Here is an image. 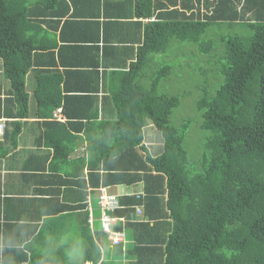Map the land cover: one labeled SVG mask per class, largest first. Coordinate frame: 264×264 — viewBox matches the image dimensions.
I'll list each match as a JSON object with an SVG mask.
<instances>
[{
	"label": "trees",
	"instance_id": "obj_1",
	"mask_svg": "<svg viewBox=\"0 0 264 264\" xmlns=\"http://www.w3.org/2000/svg\"><path fill=\"white\" fill-rule=\"evenodd\" d=\"M201 1L134 0L125 7V16L131 23V19H138L132 27L142 31V38L122 48L104 43L103 52L117 51L115 60L120 63L111 64L96 48L94 63L76 69L83 75L69 88L68 83L76 79L75 71L60 67L64 55L56 59L55 52L65 49L74 57L78 48H88L73 44L78 37L66 32L73 21L66 20L57 35L55 20L40 7L48 1L0 0V59L17 103V112L7 114L11 121L2 124L0 139L5 142H0V158L15 147L25 124L19 121L28 116V74L33 79V97L40 104L49 99L57 107L64 98L60 86L77 90L81 95L75 99H82L87 107L77 109L72 118L84 117L86 126L96 125L104 131L102 137L107 135L106 146L97 152L95 161L104 165L102 180L99 182V174L93 172L91 181L96 180L95 187L143 181V200L135 196L119 199L124 209H116L115 214L131 219L133 206L141 202L153 223L128 224L124 230L129 243L113 246L112 253L106 234L101 227L90 228L87 215L83 228H74V239H67L70 228H39L34 233L37 241L48 243V238H53L69 249L82 244L79 258L60 264H264V0H204V10L199 9ZM245 10L254 17L246 16ZM142 19L149 22H140ZM90 22L100 24L97 15ZM142 25L143 30L139 29ZM108 68L111 71L106 72ZM177 68L182 73L178 95L165 86L159 89ZM101 69L103 77L108 74L113 101L107 112L112 114L111 120L102 121L92 96L98 90ZM147 77L148 85L144 83ZM189 79L198 90L194 92L198 94L194 116L175 126L171 115L182 96L190 97L192 92L179 85ZM47 86L52 89L47 90ZM49 115L48 110L44 117ZM194 120L195 138L185 140ZM38 123L45 130V144L55 149L57 158L61 147L57 132L66 125L55 126L47 120ZM148 124L160 132L164 150L159 157L147 156L152 168L134 153ZM200 140V155L186 150L185 142L191 147ZM130 156L134 160L128 161ZM47 159L48 155L45 162ZM118 169L143 171L145 175L114 171ZM60 201L57 195L43 200L49 209L45 212L54 216L55 222H62L65 213L73 210ZM26 249L29 255L24 250H9L10 264L59 261V256ZM36 256L45 257L36 263Z\"/></svg>",
	"mask_w": 264,
	"mask_h": 264
},
{
	"label": "crops",
	"instance_id": "obj_2",
	"mask_svg": "<svg viewBox=\"0 0 264 264\" xmlns=\"http://www.w3.org/2000/svg\"><path fill=\"white\" fill-rule=\"evenodd\" d=\"M44 1L48 2L46 4L40 3V7L46 12L50 20H55L52 23L57 26L56 34L58 35L59 29L62 30V24L66 20L73 21L66 27L67 33L78 37L73 44L79 47L83 46V44L88 46L85 49L78 48L74 57L65 49H59V52H57L58 49L56 50V59L60 54L64 55L63 61H60L58 65L65 70L75 71L76 69L86 68L85 66H91L96 60V48L100 57L106 55V60L114 64L116 62L115 55L118 52L115 50L111 52L110 49H107L108 52L105 54L102 49L105 42L122 48L128 44L127 42L142 38V31L138 32L132 27V23L138 19H131L133 21L131 23L126 20L127 16H125V7L129 4L133 5L134 0ZM175 1L178 4V0ZM51 3L54 7L50 6ZM245 12L246 15L251 14L254 17L250 10H245ZM96 15L100 23L98 25L99 28L90 22ZM84 19L86 21H83ZM140 22L148 23L149 19H142ZM139 29L143 30V25ZM91 31L93 32L91 33ZM120 35H123V37ZM97 37L98 40H96ZM56 38L58 41L60 40L59 36H56ZM120 62L118 59L116 63ZM105 70L106 72L111 71L110 68ZM101 71L102 69L99 75L98 90L92 94L94 108L98 110V120L100 121L111 120L112 114L107 112L109 107L111 109L113 105L110 88L107 86L109 82L108 74L103 77V71ZM75 74L76 79L68 83L69 88H73L72 84L77 82L78 76L81 75L82 77L83 75L78 71H75ZM105 80L106 83H104ZM25 86L29 96L28 116L19 121L25 124L22 126L17 144L9 149L10 151L5 157L0 158V264H10L8 255H12V253L9 250L20 249L29 255L26 246L33 248L36 252H46L50 255L51 241L46 243L37 241L34 238V233L39 228H83L85 215H87V223L88 217L92 219L88 226L95 228V220L97 219L100 224L99 219L102 216L97 203L100 189L104 188L107 193L116 195L118 199L126 196L132 197L138 193L142 194L144 191L143 181L135 183L124 181L108 187L101 184L95 187L94 183H96V180L93 179L91 181L92 176L90 174L93 172L99 174V182L102 180L104 165L103 163L96 164L95 161H97V152L106 146L107 135H104L106 138L102 137L104 131L101 128H97L96 125L86 126L85 123L88 121L84 117H79L78 120L72 118L71 114L75 113L77 109L78 112L82 109L86 110L87 105L82 99H75L78 95H81V92L66 90V87L60 86L63 91L61 96L63 95L64 98L54 108L53 102L49 99L46 104L35 102V97H33V79L29 74L27 75ZM51 89V87L47 86V90ZM64 91L73 92L65 93ZM16 104L10 94V83L3 74L2 61L0 60V124L4 123L5 126L11 121V119L7 118V114L9 112H17ZM52 108L54 110L60 109L59 113L54 117ZM48 110L50 115L45 118L44 116L48 113ZM69 115L70 117H68ZM17 119L15 117L14 120ZM42 120L50 121L55 126H57V123L66 125L65 128H61L60 133L57 132L59 137L56 136V138H58L61 146H59L60 155L57 158H54L55 149L45 144L43 136L45 130L38 123ZM3 141L0 139V142ZM63 143H65V146H63ZM91 145H97L98 148L95 150ZM161 147L162 137L160 132L151 124H148V126L143 128L142 141L140 145L134 147L136 150L134 153L142 158L149 168H152L146 158L147 156L155 158L162 155L164 150ZM47 155L48 159L45 162ZM132 160L134 159L130 156L128 161ZM114 171L117 173L124 172L129 175H136L137 173L143 175L144 173L143 171L136 172L135 170L123 171L118 169ZM151 173L153 174L154 171ZM48 189L53 191L48 192ZM50 195H57L61 203H67L73 207L70 213H65V218L62 222H55V217L45 212L49 209L43 206V200L47 201ZM77 203L85 206L79 208ZM137 205H134L133 208ZM120 206V209H124V206ZM115 211L106 214L116 218L117 226H121L120 228L126 229L128 224L138 222L134 221L135 218L139 219L137 215L135 216L136 213L134 214L135 209L133 212L134 219H129L125 214L118 216ZM46 214L49 215L47 216ZM7 216H9L8 219ZM39 216L41 217L39 218ZM147 217V215L144 216L145 219ZM46 218L49 220L48 222L45 221ZM149 222H151L150 225L153 224L152 221ZM108 244V250L112 253L115 247L111 246L110 243ZM3 252H6L4 253L7 255L6 259L3 256ZM35 261L36 263L40 262V259L36 256ZM21 264H29V262L25 261Z\"/></svg>",
	"mask_w": 264,
	"mask_h": 264
},
{
	"label": "rangeland",
	"instance_id": "obj_3",
	"mask_svg": "<svg viewBox=\"0 0 264 264\" xmlns=\"http://www.w3.org/2000/svg\"><path fill=\"white\" fill-rule=\"evenodd\" d=\"M158 57H160V56H158ZM192 61L194 63V60H192ZM179 75H182L181 71L178 70V68H177V70L174 69L171 76L169 77L170 81L164 82V83L161 82L158 86L159 89H163V87L165 86L166 90H168L169 92H171L173 94L178 95V76ZM149 80H150L149 77L145 78L144 83L146 85H148ZM189 81L190 82H186V80H184L183 83H181L179 85V87H183L185 89L188 88V89L192 90V92L190 94H188V95H190V97L183 98L185 96H182V98L180 100V106L177 107L176 110L171 115L170 122L175 126L184 124L187 120L193 119V116H194V114H193V110H194L193 103H194V99H195V95H196L194 92H198V90L195 89L197 87L194 84V82L191 79H189ZM195 83H196V80H195ZM194 125H195V120H194V122H192L188 126V129L186 131L187 137L185 140H190V139L192 140L195 138V135L193 134V132L196 131L197 125H195V126ZM1 134H2V130L0 129V135ZM192 134H193V136H192ZM202 143L203 142L200 140V141H198V143L195 142L194 145H192L191 147H188L189 144L187 142H185V145H187V146H185V148L188 152H192L193 155H197V154L200 155L201 154L200 146L202 145ZM161 149H162V147H161ZM99 226H100V224H99L98 220L96 219L95 220V228L99 229ZM74 232H75L74 228H70L67 239H74V236L72 235ZM48 239H49V241H51V248L49 250L51 256L52 255H54L55 257L59 256V258H58L59 261H56L54 264H60V261L62 263H64L63 260H67V259H68V261L70 260V262H71L74 257L79 258V256L81 255L82 244H81V247L79 246L78 248L76 247L73 249H69L62 242H58L57 240H55L53 238L52 239L48 238ZM65 240H66V237H65ZM35 243H37V242H35ZM44 257L45 256L40 257V261L43 260ZM134 261H136V259H134ZM124 264H127V262H124Z\"/></svg>",
	"mask_w": 264,
	"mask_h": 264
},
{
	"label": "built area",
	"instance_id": "obj_4",
	"mask_svg": "<svg viewBox=\"0 0 264 264\" xmlns=\"http://www.w3.org/2000/svg\"><path fill=\"white\" fill-rule=\"evenodd\" d=\"M1 126V125H0ZM137 199L143 200V194L138 193L136 194ZM98 206L102 212V216L100 218L103 230L105 232H110L112 226L115 223V220L113 218H110L105 213L109 211H113L114 209L119 207L118 198L115 195L109 194L106 192L104 188L100 189L99 195H98ZM143 213V203H141L136 208V214L138 216H141ZM89 222H92V219L89 218ZM123 240V234L121 233H115L114 238H112V242H119Z\"/></svg>",
	"mask_w": 264,
	"mask_h": 264
},
{
	"label": "clouds",
	"instance_id": "obj_5",
	"mask_svg": "<svg viewBox=\"0 0 264 264\" xmlns=\"http://www.w3.org/2000/svg\"><path fill=\"white\" fill-rule=\"evenodd\" d=\"M203 2V3H202ZM203 4H204V0H202L201 1V3H200V6H199V9H201V10H204V6H203ZM241 5H242V3H241ZM196 7H197V5H196ZM246 16H248V17H251V14H249V15H246ZM59 111H60V109H57V110H53V117L55 116V115H57V113H59ZM1 126H0V129L2 130V132H3V125L2 124H0ZM100 191V190H99ZM143 194V198H144V193H142ZM98 195H99V193H98ZM113 195V194H112ZM116 196V195H115ZM133 196H135V198H136V194H134ZM117 197V196H116ZM118 198V197H117ZM137 199V198H136ZM140 200V199H139ZM118 202H119V199H118ZM97 203H98V196H97ZM141 204V202L136 206V207H134V209H135V212H134V214L136 213V208L139 206ZM121 204H120V202H119V207L118 208H116V209H120V206ZM116 209H114V210H116ZM113 210V211H114ZM109 212H111V211H109ZM106 213H108V212H106ZM105 213V214H106ZM107 215V214H106ZM137 214H135V216H136ZM108 216V215H107ZM138 216V215H137ZM144 216H145V214H144V209H143V213H142V215L141 216H138L139 217V219L138 218H135V222H137V223H139V222H149L150 221V219H148V217H147V219H145L144 218ZM110 217V216H109ZM101 218V217H100ZM110 218H112V217H110ZM114 220H115V223H114V225L112 226V228H111V230H110V232H105L104 230H103V226H102V223H101V220L99 219V221H100V226H101V228H102V230H103V232L106 234V238H107V240H108V242L110 243V245L111 246H116V245H119V244H122V246H125L126 245V243H128L129 242V240L127 241V238H126V232H125V230H124V228H121L120 230H118V229H116L115 227H117V220H116V218H113ZM88 222H89V217H88ZM115 233H122L123 234V240H121V241H119V242H112V238H114V234Z\"/></svg>",
	"mask_w": 264,
	"mask_h": 264
},
{
	"label": "bare ground",
	"instance_id": "obj_6",
	"mask_svg": "<svg viewBox=\"0 0 264 264\" xmlns=\"http://www.w3.org/2000/svg\"><path fill=\"white\" fill-rule=\"evenodd\" d=\"M4 124V123H3Z\"/></svg>",
	"mask_w": 264,
	"mask_h": 264
}]
</instances>
